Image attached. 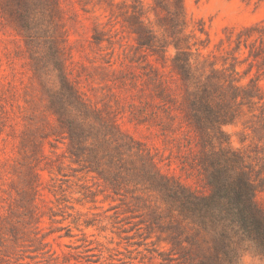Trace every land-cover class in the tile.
Returning a JSON list of instances; mask_svg holds the SVG:
<instances>
[{"label":"rangeland","instance_id":"1","mask_svg":"<svg viewBox=\"0 0 264 264\" xmlns=\"http://www.w3.org/2000/svg\"><path fill=\"white\" fill-rule=\"evenodd\" d=\"M143 1L146 25L161 37L156 26L165 13L154 0ZM133 3L0 0V264H162L170 248L130 197L115 195L72 161L66 127L51 103L45 70L52 67L35 55L43 42L91 110L142 143L163 173L209 192L196 164L200 145L185 118V89L169 60L174 50L165 62L139 48ZM184 11L191 44L240 85L258 86L259 114L264 0H184ZM28 15L38 43L30 44L24 29ZM243 110L224 130L234 149L264 159V141L250 129L252 112ZM257 201L264 207V191ZM244 264L263 263L246 256Z\"/></svg>","mask_w":264,"mask_h":264},{"label":"trees","instance_id":"2","mask_svg":"<svg viewBox=\"0 0 264 264\" xmlns=\"http://www.w3.org/2000/svg\"><path fill=\"white\" fill-rule=\"evenodd\" d=\"M132 1L134 19L142 29L133 32L139 48L153 51L158 61L165 62L174 50L169 60L185 89V118L200 145L196 164L209 192L198 193L163 173L142 143L91 110L43 42V50L35 55L57 72L54 79V73L45 70L51 103L68 133L72 161L95 174L115 195L130 197L146 213L170 246L162 264H244L246 256L264 264V207L257 201L258 192L264 191V159L234 149L224 130L248 107L253 118L250 129L264 141V104L259 114L254 113L263 100L258 86L240 85L191 44L184 0H154L166 15L156 26L161 37L146 25L150 19L144 1ZM34 22L26 16L30 44L38 43ZM240 45L241 41L238 49ZM232 70L238 74L236 68Z\"/></svg>","mask_w":264,"mask_h":264}]
</instances>
